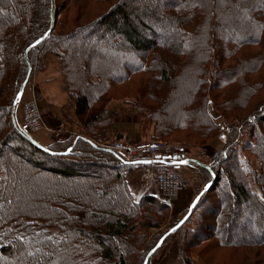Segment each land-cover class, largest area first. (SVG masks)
<instances>
[{
    "label": "trees",
    "instance_id": "16d2710c",
    "mask_svg": "<svg viewBox=\"0 0 264 264\" xmlns=\"http://www.w3.org/2000/svg\"><path fill=\"white\" fill-rule=\"evenodd\" d=\"M13 1L17 2L13 5L14 9L11 15L13 25L7 27L8 21L0 17V90L5 89L4 86L1 87L2 84L11 83L13 85L14 83L13 90H9V92L0 91V106L6 104V106L0 108V113L3 112V119L0 117V120H5L6 117V123L0 125V264H18L19 261L22 263L23 260L33 261L37 257H41L46 250L49 252L51 249L56 250L59 248H61L59 249L60 252L56 250L57 253L52 254L53 256L48 258L46 264H56L61 259H70L67 264H86V260H90V258H92L94 264H128L129 261L133 263L138 255L141 256V260L139 256L138 264H144L149 252L169 232L168 229L162 230L156 243L145 247V238L141 228L148 230L162 229L163 225L159 221L153 222L152 218H149V211L153 212L152 210L156 209L144 210V208L146 204H153L157 206L159 210L157 211L161 212L168 208V205L161 202L160 204L158 203L159 199L147 195L140 201H135L125 176L126 170L134 166L127 164L117 153L108 152L101 149V147L98 148V143H101L103 138L95 135V124H98L100 130L105 131L111 126L110 119L109 121H102L101 113H99L100 118L98 115H93L90 118V124L84 123L87 127L84 126L82 120L91 113V105L96 101H102L107 96L111 82H126L128 79L131 80V75L149 73L151 75L149 79L156 85L155 90L160 91L169 81L176 80L177 76H179V79L181 76L186 75V72L192 70L193 73H196L194 74L195 77L201 76L198 84L201 81L203 83L206 81V83H209V87L207 93L204 89L202 91V88L197 89L198 92H196L197 96L201 91V112L199 113L198 122L187 121L189 123H185L195 125L193 127L198 128L196 134L206 135L211 129L214 130L216 125L210 120L206 109L210 103L217 105L222 113L232 112L236 105L242 104V100L249 104V99L256 97L264 89L260 79L251 76L261 68L264 54L262 52H248V49H243L248 45H258L262 40L264 0H121L111 5L106 12H103L92 22L79 25L77 35L91 37L97 34L98 29L103 30V27L105 31L113 33L112 35H106V37L100 35L95 39L100 44V48L106 51V55L116 54V45L120 41H124L134 49L133 53H140V56H134L135 63L131 68L126 65L127 72L120 74L121 78L117 75L113 79H107L102 83V79L96 76L89 84H94V86L103 85L102 91L100 94H96V98L93 100L86 96L79 97L72 91V97L76 100V116L81 121L85 135L77 136L74 144H69L63 148L59 145L66 144L67 141L47 147L55 153L67 151L72 147V150L66 156L51 155L32 144V139L19 129L14 112L16 109L15 101L21 87L27 80H30L37 55L43 51L59 57L64 64L63 73L70 82V88L74 87L73 80L78 74V69L74 67L68 50L73 42L71 41L72 36L75 33L57 35L53 32L56 25L54 24L49 37L37 46L31 47L34 42L41 39L51 29L54 19L56 23V18H54L56 14L55 0ZM247 4H251V6L249 7ZM226 5L232 10L237 8L241 11L244 17L251 21L250 25L253 26V30L233 29L236 36L230 39L225 35H221L220 40L223 45V54H221L217 48L214 33L216 31L219 33L230 31L228 24L232 25V23L226 22L218 14V10L223 9V7L228 9ZM159 6L168 8L160 12L157 10ZM85 7L82 8V11L86 9ZM165 28L170 33L175 34L176 40L169 42L166 41L168 38L163 39L166 34ZM194 44L196 46L203 44L206 49L203 54L205 59L201 61L198 69L195 60L188 64ZM226 58L229 62L225 64L228 65V68L224 70L222 66H224ZM250 62L253 63L250 65ZM86 66V63L82 64L84 69H87ZM211 67L214 71L210 70ZM232 67L234 68L232 69ZM230 70L235 71L232 73L229 72ZM19 72L20 75H18ZM227 75L229 76L227 77ZM213 76L221 77V80L213 82L211 80ZM225 77L227 79L223 80ZM222 80L223 83L221 84ZM210 86L213 92L214 89L227 88L223 102H220L212 91L210 92ZM10 92L11 96H9ZM232 95L234 96L231 97ZM196 98L198 97L194 96V92H190L186 105L188 107L185 106L186 112L190 111L189 105L192 106L193 102H199ZM258 105V109L260 108L261 111L256 114L255 111L249 119H254L256 130L257 132L259 130V132L253 138V141L245 145V149L257 159L258 168H255L248 158L249 162H246L242 156V160L240 158L239 161L240 154L237 147L227 148L222 152V155L224 156V162H227L233 156L236 158L237 155L238 173L236 172V174L239 179L235 180L234 176L232 177L233 180L231 177L229 178L231 191L227 192L226 197L228 199L231 196L235 199H242L245 201L244 203L255 204L260 208L257 213L258 216H255L252 221L249 219L248 225H252L253 229L256 228V231L261 232L260 230L264 229V135L261 134L260 127L264 126V99ZM101 110L103 111L102 108ZM192 113L196 114V110H193ZM155 114L157 115V113ZM160 128L164 132L167 130L165 126L162 128L161 123ZM200 128L203 131H199ZM234 143H237V141ZM12 144H15L14 149H18L20 153L26 151L19 154L18 157L26 160V163L32 162L31 165L34 166V170L39 166L42 167V163H37L38 161L35 158H43L58 163L59 168L61 165L64 166L62 170H52L58 176H72L78 174V172L80 174L82 171L93 173L99 166H107L113 171L111 173L113 182H116L119 186V194L116 195L125 201L128 209L126 207L121 208L120 202H105L103 199L105 187L102 183L98 184L97 197H95L94 191L92 193L86 191L89 189L87 185H85L86 190L81 194L79 190L68 189L64 183L60 185L54 183L49 186L47 194H44V196L40 194V201L35 206V203L29 200V196L32 198V194L35 195V193L31 190L24 193L19 188L20 173L17 172L18 166L16 167V164H13L12 154L9 155L6 151L8 146ZM21 148H24L23 151ZM244 156L246 157V155ZM182 158H186V156L184 155ZM2 159H7L10 165L8 166L7 163L6 165L1 164ZM70 166L81 167L73 171L74 168ZM198 166L203 167L204 165ZM215 166L214 163L203 168H206L212 174V170L216 171ZM33 169H23L21 174L28 171L31 180H41L42 172H36L37 170L34 171ZM106 175L108 176V174ZM212 176L213 179L215 178V183L208 192L215 187L218 181V175ZM252 181L260 187L261 195L252 191ZM202 198L194 209L191 219L189 218L190 221L188 219V223L186 221L177 231L178 233L186 230V236L184 235L183 241L178 244L179 258L177 264H194L193 260L191 259L190 262L187 257L188 247H191L189 244L186 248L187 243L191 242V237L187 236L192 233L196 236L202 228V222L200 223L202 216H197V212L201 208ZM100 200L105 203L104 208L102 206L104 203ZM26 203L30 204L27 206L28 210L23 209ZM215 217L217 219L214 230L220 236L222 244L225 246L228 244L230 246L237 245L238 243L233 244L234 240L224 236V232H228L230 229V225L226 227L225 223L226 220L228 221L232 217V209L224 205L222 209L216 210ZM192 223L194 225H191ZM40 229L45 232L41 233ZM53 229L59 232L57 233ZM104 231H106V234L102 235ZM57 234L59 237L56 241L59 240L55 245L54 235ZM168 237L162 246H164ZM259 238L258 243L264 251V235H260ZM103 239L111 243L103 242ZM61 253H66V256L61 258ZM131 254H133V258H130ZM148 264H150V261Z\"/></svg>",
    "mask_w": 264,
    "mask_h": 264
},
{
    "label": "rangeland",
    "instance_id": "374dc122",
    "mask_svg": "<svg viewBox=\"0 0 264 264\" xmlns=\"http://www.w3.org/2000/svg\"><path fill=\"white\" fill-rule=\"evenodd\" d=\"M119 1L121 0H55L56 25L53 32L57 33V35H71L75 33L74 36H72L73 38L71 41L73 42L69 46L68 52L70 54V58H72L74 67L78 69V74L73 80L74 87L70 88V82L63 73L64 64L59 57L49 52L43 51L41 54L39 53V55H37L35 65L33 66L32 75L25 88L26 94L24 102L35 100L39 112L43 117L46 128L35 134L48 132L50 125L54 126V123L58 124V122H61L60 129L57 130V132L61 135L60 137H62L63 140L58 141V143L67 141L66 144L59 145L62 148L69 144H74L77 136L80 137L82 134L85 135L80 123L81 121L76 116V100L72 97V91L79 97L86 96L93 100L96 98V94H100L103 85L100 84L99 86H94V84H89L96 76L102 79V83H104L107 79H113L114 76H120V74L127 72L126 65L130 68L134 66V56H140V53H133L134 49L124 41H120L118 45H116L117 53L113 54L116 56L106 55V51L100 48V44L95 41V39H97L100 35L106 37V35L108 36L113 34L105 31L104 27L103 30L98 29L97 34L91 37L76 34L79 25L92 22L94 19L102 15L103 12H106L111 5H114ZM14 3L17 4V2L13 0H0V17L5 18L6 21H8L7 27H10L9 25H13L11 15L12 10L14 9ZM248 6L250 7L251 4ZM84 7L86 9H83L82 11V8ZM226 7L228 9L223 7V9L218 10V14L219 16H222L226 22L232 23V25L228 24L230 31H228V33H219L218 31L214 33L215 40L218 45L217 48L221 54H223V45L220 40L221 35H225V37L230 39L231 37L236 36L233 29L237 28L239 30L242 29L243 31L253 30V26L250 25L251 21L245 18L241 11L237 8L236 10L235 8L232 10L227 5ZM167 8L168 7L159 6L157 10L163 12V10ZM165 33L166 34L163 36V39L165 38L166 40L168 38L166 41L172 42L173 40H176L175 34L172 32L170 33L166 28ZM243 49H248V52H262L264 54V32L260 44L248 45ZM192 50V56H189L190 61L188 60V64H191L195 60L196 68L198 69L200 68L201 61L205 59L203 54L206 52V49L203 44L199 46L194 44V48ZM262 59L263 63L261 68L251 76L253 78L260 79L264 85V56H262ZM228 62L229 61L226 58L223 64L224 66H222L224 70L228 68V65H225ZM85 63L87 65V69L82 67V64ZM252 63L253 62H250V65ZM95 67H97L96 70H94ZM233 68L234 67H232V69ZM210 70L214 71L212 67ZM234 71L235 70H230L229 72L233 73ZM185 74L186 75L181 76L179 79V76H177L176 80L169 81L160 91L155 90L156 85L151 81V79H149L151 77L149 73L131 75V80L128 79L126 82H111L107 96H105L102 101H96L93 105H91V113L85 116L82 122L83 124H90V118L93 115H98L100 118L99 113L102 114V121H109L110 119L111 126L105 131L100 130L98 128V124H95V135L103 138V141L98 143V146L101 148H107L110 150L108 147L114 143H123L135 146L157 142L163 150H168L171 154L183 157L184 155L186 156V158H178L179 161L184 159L194 161L188 166H181L177 170L183 180V188L177 197L181 196L182 193H189L195 200L197 196L200 195L207 187V185L213 181L212 175H218V181L215 184V187L203 196L200 211L197 212V216H202V220L200 221V223L202 222V228L200 229L199 234L194 236L192 233L187 236L191 237V242H188L187 245L185 243L186 248L189 244L191 246L188 247L189 251L187 256L188 259H190V262L192 259L194 264H264V251L258 243L260 235H264V229L260 230L261 232H258L255 230L256 228L253 229L252 225H248L249 219L252 221L255 216H258L257 213L260 208L253 204V201V205H250L244 203L245 201L242 199H235L232 196L229 199L226 197L227 192L230 190L229 178L231 177L233 180L232 177L234 176L235 180L239 179L236 174V172L238 173L236 166L237 153L235 152L236 158L233 156L227 162H224L225 160L223 161L224 156L222 155V152H224L227 148L232 149L233 147H237L240 154L238 158L239 161L240 158L242 160V157H244L246 162L249 159L251 164L255 168H258L259 164L257 159H255L254 156L245 149V145L253 141V138L258 135L259 130L257 132L254 119L249 118H251V115L254 114L255 111V114L261 111L260 108L258 109V104L264 99V89H262L256 97H251L249 99V104H246L245 100H242V104L236 105L232 112L227 111L226 113H222L218 109L217 105L210 103L206 109L210 120L214 125H216V128L208 131L206 135H201L198 133L196 134L198 128L193 127L195 125L192 126V124L186 123H189L187 121L198 122L199 113L201 112V91L199 92V95L197 94V96L196 92H198L197 89L202 88L201 90L203 91L204 89V91H206L205 93H207L209 83H206V81L203 83L201 81L200 84H198V80H201V76L195 77L196 75L194 74L196 73H193L192 70L186 72ZM18 75H20V72ZM228 76L229 75H227V77ZM121 77L122 76L119 78ZM213 78H215V80H213ZM213 78L211 79L213 82L221 80V77L213 76ZM225 79L227 78L225 77L223 80ZM223 80L221 84L223 83ZM1 87L5 89L0 91L3 92V90H5V92H9V90L14 89V83L13 85L11 83H4ZM226 89L227 88L224 87L221 90L214 89L213 92L212 87L210 86V92L212 91L213 95H216L220 102L224 101ZM190 92H194V96L198 97L196 99H198L199 102H193L192 106L189 105L190 111L186 112L187 110L185 109V106L187 105ZM9 96H11V92ZM233 96L234 95L231 97ZM4 106H6V104L0 106V108H3ZM187 107L188 106H186V108ZM193 110H196V114L192 113ZM155 113H157V115ZM14 115L20 122H23L21 118L22 110L20 108L18 110L17 108L15 109ZM2 116L3 112L0 113L1 119H3ZM1 123H6V117L5 120H0V125ZM160 123L162 128L164 126L167 127L165 132L161 130ZM17 124L19 123L17 122ZM84 126L86 125L84 124ZM199 131H203L202 128H200ZM260 131L261 134L264 135V126L260 127ZM236 141L237 143H234ZM53 144L57 143L55 142ZM14 145L15 144L8 146L6 151L9 155L12 154L11 157L14 161L13 164H16V167L18 166L17 172L20 173L19 188L21 191L27 193L31 190L35 193V195L32 194V198L29 196V200L33 201L35 206L40 201V194L43 196L44 194H47L49 192V186L54 183L59 185L64 183L68 189L79 190L81 194L84 193V190H86L85 185H87L89 189L86 191H90L91 193L94 191L95 197H97V190L99 188L98 184L102 183L105 187V196L103 197L104 201L120 202L119 204L121 208L126 207V209H128L125 201L116 195L117 193L119 194V186L116 182H113V176L111 174L113 171L107 166H99V168H96L93 173L82 171V173L79 174L78 172V174L72 176H58L57 174H54L52 170H62L64 169V166L61 165L59 168L58 163H54L43 158H35L38 161L37 163H42V167L39 166L38 168H35V170H37L36 172H42V178L41 180H31V176L28 171H26L25 174H21V172L23 169H33L34 166L31 165L32 162L26 163V160L18 157L19 154H22L23 152L25 153L26 151H23L24 148H21L23 152L20 153L18 149H14ZM244 155H246V157ZM123 160L126 163L130 162L124 158ZM173 160V155L166 159L169 163ZM195 161L204 166H211V164L215 163L216 171L212 170V174H210L206 168H203L204 166H198L199 164L195 163ZM6 163L8 166L10 165L7 159H2L1 164L6 165ZM133 166L134 167H129V169L126 170L125 176L127 178V185L133 193L134 200L138 202L147 195L159 199L158 203L161 202L168 205V208H165L164 211L161 212H158L159 210L157 209V206L153 204H146L144 208V210L156 209L152 210L153 212L149 211V218H152L151 220L153 222L159 221L160 224L163 225L162 229L148 230L141 228L145 238V247L152 246L156 243L157 238L162 233L161 231L166 229L170 231L184 218L189 209L185 210L180 216H177V212L172 209L173 205H171L177 197L169 200L156 192L151 183V166ZM70 167L74 168V171L78 170L81 166ZM65 168H67V166H65ZM106 174H108V176ZM251 188L256 194L261 195L260 187L253 181L251 183ZM101 201L102 200H100V202ZM29 205L30 204L26 203V206H24L23 209L25 208L28 210L27 206ZM224 205L232 209V217H230L228 221L226 220V223L224 221L226 227L230 225V229L228 228L229 231H225L224 236L225 238L228 236L231 240H234L233 244L238 243L237 245H223L220 240V236H218V233L214 230L217 219L215 217V212L216 210L222 209ZM102 206L104 208L105 203L102 204ZM190 219L188 221H190ZM191 225L194 224L192 223ZM55 231L57 233L59 232L58 230ZM185 231L186 230L179 231L178 233L176 232L177 234H173L168 237L164 246H162L150 260V264H177L179 258L178 244L183 241V237L186 233ZM40 232L44 233L45 231L40 229ZM104 232L102 235L106 234V231ZM54 236L56 241L59 235L57 234ZM58 240L55 242V245ZM103 242H108V240L103 239ZM110 243L111 242H108V244ZM57 247L59 248L58 245ZM59 249L56 250L60 252ZM56 250L51 249L49 252L46 250L41 257H37V259H34L33 261L23 260L22 263L19 261L18 264H46L48 258L52 257V254L57 253ZM174 251H176V254ZM65 256L66 253H61V258H64ZM132 256L133 254L130 255V258H133ZM139 256L140 255L136 257V260L133 263H130L129 261L128 264H138ZM91 259L92 258H90V260H86V264H94ZM69 260L70 259H61L60 262H57L56 264H67Z\"/></svg>",
    "mask_w": 264,
    "mask_h": 264
},
{
    "label": "built area",
    "instance_id": "2783aa9c",
    "mask_svg": "<svg viewBox=\"0 0 264 264\" xmlns=\"http://www.w3.org/2000/svg\"><path fill=\"white\" fill-rule=\"evenodd\" d=\"M22 110V120L20 122L16 117L19 129L26 135L31 136L41 130L45 129L43 117L39 112L37 103L35 100L30 102H22L19 106ZM157 142L151 144L142 145H127L123 143H114L108 148L117 152L118 155L126 160L131 161H143L155 159H168L170 156L173 157H183L174 155L168 152V150H163ZM179 168L168 164H152L151 165V183L155 188L156 192L171 200L178 196L183 188L182 177L177 172Z\"/></svg>",
    "mask_w": 264,
    "mask_h": 264
},
{
    "label": "water",
    "instance_id": "95a60500",
    "mask_svg": "<svg viewBox=\"0 0 264 264\" xmlns=\"http://www.w3.org/2000/svg\"><path fill=\"white\" fill-rule=\"evenodd\" d=\"M52 14H53V11H52ZM54 18H55V15H54ZM54 24H55V19L53 20V25H52V27H51V29L41 38V39H39L41 42L43 41V40H45L46 38H48L49 37V35L51 34V32H52V29H53V26H54ZM40 42V43H41ZM38 45V44H36V42H34L32 45H31V47H33V45ZM27 83H28V80L26 81V83H24L23 84V86L21 87V90H20V92H19V94H18V97H19V99H16V101H15V108H17L18 107V105L21 103V101H22V99H23V95H24V92H25V88H26V86H27ZM32 144H34L36 147H38L39 149H41L42 151H44V152H47V153H49V154H51V155H59V156H66V155H68L69 153H70V151L72 150V147L71 148H69L67 151H64V152H59V153H55V152H52V151H50L47 147H43L42 145H40L37 141H35V140H33L32 139ZM96 147H98V146H96ZM98 148H100V147H98ZM101 149H103V150H106V151H108V152H113V151H110V150H108L107 148H101ZM191 162H194V161H191L190 159H184V160H181V161H179L178 160V157H174V160L171 162V163H169V162H167L166 161V159H162V160H154V162L153 161H151V160H143V161H135V162H129V163H127V164H130V165H146V166H150V165H152V164H155V163H157V164H169V165H171V166H174V167H177V168H180L181 166H188ZM195 163H197V164H199V165H202L201 163H199V162H197V161H195ZM214 183H215V178L213 179V181L211 182V183H209L208 185H207V190H203L202 191V193L200 194V195H198L197 197H199V200L197 201V198L193 201V203H196V206H197V204L200 202V200H201V198H202V196L206 193V192H208L211 188H212V186L214 185ZM193 203L191 204V206H190V208H189V212L187 213V215L185 216V217H188V219L191 217V215L193 214V211H194V209L196 208H192V205H193ZM190 209H191V211H190ZM185 217L177 224V225H175L173 228H175L176 229V231H172V229L169 231V232H167L161 239H160V241L158 242V243H160V247L159 248H156V246L154 247V248H156V251L158 250V249H160L161 247H162V245H163V243H164V241L166 240V238L169 236V235H171V234H175L184 224H185V222L188 220V219H185ZM183 222V223H182ZM157 243V244H158ZM153 248V249H154ZM152 249V250H153ZM150 251L149 253H152L151 255H147V257H146V259H145V262H144V264H148L149 263V261H150V259H151V257L156 253V251L155 252H153V251Z\"/></svg>",
    "mask_w": 264,
    "mask_h": 264
},
{
    "label": "crops",
    "instance_id": "0c3cea01",
    "mask_svg": "<svg viewBox=\"0 0 264 264\" xmlns=\"http://www.w3.org/2000/svg\"><path fill=\"white\" fill-rule=\"evenodd\" d=\"M25 92L23 95L22 101H24L25 97ZM20 114V110H19ZM57 118V117H56ZM60 121V120H59ZM61 123V122H60ZM60 123L58 124L54 123V126H49V131L48 132H43L35 135H31V138L33 140H36L39 144H41L44 147H49L53 143H58V141H62L63 138L60 137L61 135L57 132V130L60 129ZM194 198L191 196L189 193H182L181 196L177 197L171 205H173V208L177 212V216H180L185 210L189 209ZM176 251H174L175 253ZM176 254V253H175Z\"/></svg>",
    "mask_w": 264,
    "mask_h": 264
},
{
    "label": "snow or ice",
    "instance_id": "6c2138e0",
    "mask_svg": "<svg viewBox=\"0 0 264 264\" xmlns=\"http://www.w3.org/2000/svg\"><path fill=\"white\" fill-rule=\"evenodd\" d=\"M41 41L40 40H37L36 41V44H39ZM36 45L34 44L33 45V47H35ZM17 99H19V97H17ZM205 190H207V187H206V189ZM199 200V197H197V201ZM196 207V203H193V205H192V208H195ZM190 211H191V209H190ZM185 219H188V217H185ZM183 223V222H182ZM172 231L174 232V231H176V229L175 228H173L172 229ZM160 247V243H158L157 245H156V248H159ZM156 248H154L152 251L153 252H155L156 251ZM152 253H149V255H151Z\"/></svg>",
    "mask_w": 264,
    "mask_h": 264
},
{
    "label": "bare ground",
    "instance_id": "6f19581e",
    "mask_svg": "<svg viewBox=\"0 0 264 264\" xmlns=\"http://www.w3.org/2000/svg\"><path fill=\"white\" fill-rule=\"evenodd\" d=\"M176 197H177V196H176ZM176 197H174V198H176ZM174 198H173V199H174ZM171 200H172V199H171ZM178 223H179V222H178ZM178 223H177V224H178ZM177 224H176V225H177Z\"/></svg>",
    "mask_w": 264,
    "mask_h": 264
},
{
    "label": "flooded vegetation",
    "instance_id": "af4514ba",
    "mask_svg": "<svg viewBox=\"0 0 264 264\" xmlns=\"http://www.w3.org/2000/svg\"><path fill=\"white\" fill-rule=\"evenodd\" d=\"M177 168V167H176Z\"/></svg>",
    "mask_w": 264,
    "mask_h": 264
}]
</instances>
